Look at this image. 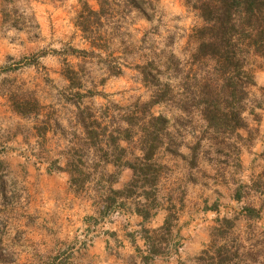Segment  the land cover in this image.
<instances>
[{
  "label": "trees",
  "instance_id": "obj_1",
  "mask_svg": "<svg viewBox=\"0 0 264 264\" xmlns=\"http://www.w3.org/2000/svg\"><path fill=\"white\" fill-rule=\"evenodd\" d=\"M97 1L98 10L82 5L75 25L92 47L112 57L108 44L121 33L128 16L138 12L149 20L145 6L151 7L157 0ZM183 2L200 21L189 36L193 48L186 57H177L170 52L161 55L165 52L161 49L156 58L147 57L142 65L135 66L139 80L149 91L146 100L126 105L107 100V94L94 91L83 83L81 67H69L64 73L68 86L57 95V99L65 104L69 117L67 128L61 130L66 141L61 150L64 164L60 166L56 159L51 162L50 170L66 172L69 187L78 195L90 196L101 217L124 209L147 221L157 210L164 208L163 201L168 204L164 208L167 215L163 226L144 228L140 232L148 249L142 258L146 263L154 256L166 254L172 221L176 219L175 190L164 188L162 183L170 171L164 157L186 156L189 159L187 167L196 168L198 157L207 153L203 151L204 143L212 146L213 152L219 155L224 143L218 139H242L240 130H247L248 126L245 113L253 114V108L262 105L250 99V86L255 83L250 66L253 58L264 60V0ZM5 17L4 13V20ZM13 22L14 25L18 23ZM166 45L170 43L166 42ZM71 52L82 59L99 58L108 68V75L121 73L112 64L116 58L108 61L93 50L72 49ZM95 97L106 102L94 103ZM10 99L20 115L37 114L40 109L34 99ZM161 105L174 108L177 116L170 120L162 112L155 113L153 108ZM194 117L201 122L203 130L198 136L192 134L191 142H185L186 128L192 127ZM183 147L187 150L186 155L182 153ZM261 155L264 158V151ZM107 165L113 166L114 171L109 172ZM123 169L131 171V178L122 188L116 189L113 184ZM254 189L263 191L264 181L254 184ZM239 192L240 188L233 195L237 200L241 197ZM260 212V208L246 204L240 214L245 220H252ZM233 224V220L226 217L217 219V225L212 228L211 246L190 259V263L255 264L259 256L264 257L263 250L257 249L258 242L245 248L236 245L235 238L227 240Z\"/></svg>",
  "mask_w": 264,
  "mask_h": 264
},
{
  "label": "crops",
  "instance_id": "obj_2",
  "mask_svg": "<svg viewBox=\"0 0 264 264\" xmlns=\"http://www.w3.org/2000/svg\"><path fill=\"white\" fill-rule=\"evenodd\" d=\"M157 2L173 9L176 5L180 8L182 0ZM83 4L92 10L99 8L97 0H0V67L9 61H24L37 52L42 53L40 50L44 48L49 52H44L40 61L46 57L61 61L67 57L64 50L68 46L76 50H93L105 57L106 53L92 47L75 25ZM15 20L17 25H14ZM72 33L78 35L75 46L68 42ZM75 58L82 60L80 56ZM27 66L33 70L32 77L27 78L37 80L35 66L27 64L23 68L27 69ZM62 72L59 66L54 76L64 81L63 87L57 86L52 94L43 98L34 92V100L40 107L37 114H18L10 96L0 91V108L14 117L20 128L0 143V264H179L192 256L198 247L194 248L188 241L183 251H177L174 250L175 240L169 239L168 248H173L169 254L154 256L150 263L144 262L142 258L148 249L140 232L144 228L162 227L167 215L164 208L157 210L147 221L135 213H126V226L123 218L109 220L101 217L90 196L73 192L66 172L50 170L51 162L56 159L60 166L64 164L61 150L66 141L61 130L67 128L69 113L65 104L57 99L58 92L68 86ZM263 76L261 72L256 73L258 85H264ZM262 126L255 140L256 146L251 149L256 152L252 157L258 158L264 151ZM32 144L43 152L35 160L25 152ZM106 169L114 171L111 165ZM258 172L246 181L248 192L253 194L251 199L254 198L256 204L243 196L237 200L232 195L230 199L240 211L246 204L260 208L261 212L254 220L264 229V189L261 192L254 189V184L264 181V165ZM130 178L131 171L123 169L113 187L122 188ZM180 233L172 226L173 238L179 240Z\"/></svg>",
  "mask_w": 264,
  "mask_h": 264
},
{
  "label": "rangeland",
  "instance_id": "obj_3",
  "mask_svg": "<svg viewBox=\"0 0 264 264\" xmlns=\"http://www.w3.org/2000/svg\"><path fill=\"white\" fill-rule=\"evenodd\" d=\"M172 2L174 3V1ZM178 6L167 9L162 3L154 1L151 7L145 6V14L149 15V20L138 12L128 16L121 33L111 39L108 44V52L113 53L112 57L101 56L108 61H111L110 58H116V64L111 61L121 71L116 76L108 75V68L101 64L99 58L82 60L75 58L77 55L72 54L71 46L64 50L67 52V57L59 62H55L51 57L49 59L46 57L40 61V57L45 55L44 52H49L48 49L44 48L40 50L43 51L42 53L38 54L39 52H37L24 61H9L0 67V91L6 92L18 101L34 99L36 96L43 98L42 96L46 95L45 97H47V94H52L57 86L63 87L65 85L63 80L60 81L57 76H54V72L59 66L63 74L68 71L69 67H81L80 74L83 83L94 91L107 94V100L118 105L130 104L137 100L144 101L148 98L149 91L139 80L137 71L134 69L135 66L142 65L143 59L147 57H155L161 49L165 51L160 53L161 55L170 52L177 57H186L193 48L189 36L192 28L199 25L200 21L195 17L194 12L186 8L183 0L180 8ZM183 7L187 10L186 13L183 12ZM77 41L78 35L76 33H72L68 38V42L72 46L77 45ZM166 42H169L170 45L165 47ZM152 51L155 54H150ZM33 59L34 61H32ZM27 64L35 66L37 80L27 78L32 77L33 74V70L28 69V66L27 69H24ZM250 67L255 82L254 85L250 86V99L255 101V104L260 102L262 105L253 108V114L245 113L248 126L247 130H240L243 138L218 139L224 143L223 151L219 155L213 152L212 146L204 143L203 151L207 153L198 157L197 166L193 169L187 167L189 159L186 156H167L163 159L170 171L168 175H165L167 176L166 179H162V183L165 184L164 188L175 190L174 195L176 197L174 208L176 219L172 221V226H174V230L181 231L179 240L173 238L172 235L168 238L175 240L176 248L174 250L177 251H183V247L188 241L194 245V248L198 247L195 252L196 255L194 253L183 260L186 264H191L190 259L211 246L212 234L214 233L212 228L217 225V219L222 217L232 219L234 223L229 230L227 240L235 238V244L245 248L258 242L257 249H262L264 252V229L260 222L258 223L254 219L245 220L240 214L239 206L230 199L240 188L241 196L250 199V201H255L256 204L257 201L254 198L251 199L253 194L248 192L246 181L257 175V172L264 165L263 156L252 157V154H256V152L251 150L256 146L255 140L260 134L262 125H264V85H258L255 80L256 73L264 74V60L253 58ZM19 68L22 69L18 70ZM262 81L264 82V78ZM40 91L44 94L41 95ZM93 101L97 104L106 102L100 97H95ZM250 103L252 106L255 105L253 102ZM153 111L164 113L170 120L177 116V111L174 108L164 105L154 107ZM196 119L194 117L191 123L192 127L189 125L186 128L185 142H191L190 136H198L203 130L201 122ZM17 123L14 117H10L6 111L0 108V143L3 139L10 138L20 130ZM25 152L34 160L36 156L43 154L40 147L35 144L26 148ZM182 153L187 154L185 147L182 148ZM242 162L245 163L242 164ZM246 165L248 167L243 168ZM164 188L161 187V190L164 191ZM179 197H181L180 201H178ZM167 206L168 204L163 201V207L166 208ZM119 211L122 214L127 213L124 209H119ZM172 250L173 248L166 249V254ZM260 263L264 264L263 256H259L258 262L255 264Z\"/></svg>",
  "mask_w": 264,
  "mask_h": 264
},
{
  "label": "built area",
  "instance_id": "obj_4",
  "mask_svg": "<svg viewBox=\"0 0 264 264\" xmlns=\"http://www.w3.org/2000/svg\"><path fill=\"white\" fill-rule=\"evenodd\" d=\"M107 217H108L109 220L110 219L113 220V219H116V218H123L124 219V223L127 226V223H128L127 222V215H126V213L125 214L120 213L119 209H116V210L112 211L110 213V215H108ZM134 235H136V234H134Z\"/></svg>",
  "mask_w": 264,
  "mask_h": 264
}]
</instances>
